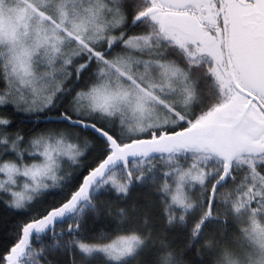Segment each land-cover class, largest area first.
<instances>
[{"label":"snow or ice","instance_id":"1","mask_svg":"<svg viewBox=\"0 0 264 264\" xmlns=\"http://www.w3.org/2000/svg\"><path fill=\"white\" fill-rule=\"evenodd\" d=\"M85 74L71 95L64 82ZM0 85L9 208L64 195L74 177L63 165L79 169L87 148L77 129L104 143L58 206L21 225L0 264H50L59 251L100 264H188L186 253L264 264V0H0ZM138 185L160 195L169 226L191 220L184 250L147 218L130 225L123 208L114 228L81 235L101 197L127 199Z\"/></svg>","mask_w":264,"mask_h":264},{"label":"trees","instance_id":"2","mask_svg":"<svg viewBox=\"0 0 264 264\" xmlns=\"http://www.w3.org/2000/svg\"><path fill=\"white\" fill-rule=\"evenodd\" d=\"M128 2L131 3V0H128ZM140 31V28L131 29L132 34H136ZM120 50L119 48L116 49L117 52ZM92 71H95V69L93 68ZM86 83L87 74L82 77L81 81H76L73 78L64 82L67 88L73 90L71 95L83 89ZM71 95L65 100L66 105L71 99ZM10 118L14 121V124H19L24 131L28 132L32 129V122L26 120L23 115L17 116L10 113ZM21 121H23L22 124ZM48 126L56 127L57 125L50 124ZM77 133L81 137V146L84 147V145L87 144V148L85 149V156L82 158L79 169L74 170V167L67 163L63 165L64 170L66 172H72L74 177L72 183L64 189V195L45 194L38 198L34 205L28 208L27 211L20 212L9 208L6 203L3 202L6 198H0V255L6 253L8 249L16 243L21 232L22 224H26L34 217L42 216L47 210L58 206L65 199L67 192L74 190L76 185L82 182V177L87 174L89 168L101 157L104 149L103 141L89 130L77 129ZM157 164H159V161H157ZM230 190L231 186L226 189V191ZM196 194L200 195L198 191ZM97 204V212H87L82 219L85 228V231L81 233L82 236H90L101 230L107 231L114 228L119 219L116 214L123 208L127 210L129 214L127 222L130 225L142 228L144 220L147 218L149 227L155 236H166L167 241L174 246L178 253L184 250L185 240L187 238L186 229H190L191 220H189L186 226H169L166 216L164 215V203L160 195L156 193L151 186H136L127 199H117L115 194L103 196ZM218 210L223 214V207H220ZM109 213H111V215H109ZM66 227L67 224L58 225L56 230L59 232L62 229H66ZM214 231L220 235L219 230L214 229ZM235 231L234 227L229 229V239L234 238ZM45 243H47V241H45ZM186 256L188 264H198L199 257H196L192 253H186ZM48 259L50 264H73V260L75 264H100L99 261L83 258L78 251L71 254L59 251L49 254ZM204 259L206 260L207 257H204ZM142 262L143 264H147V255L141 257V260L137 261L136 264H142Z\"/></svg>","mask_w":264,"mask_h":264},{"label":"water","instance_id":"3","mask_svg":"<svg viewBox=\"0 0 264 264\" xmlns=\"http://www.w3.org/2000/svg\"><path fill=\"white\" fill-rule=\"evenodd\" d=\"M90 131V130H89Z\"/></svg>","mask_w":264,"mask_h":264}]
</instances>
